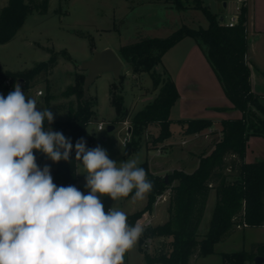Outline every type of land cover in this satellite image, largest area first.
<instances>
[{
    "label": "trees",
    "instance_id": "trees-1",
    "mask_svg": "<svg viewBox=\"0 0 264 264\" xmlns=\"http://www.w3.org/2000/svg\"><path fill=\"white\" fill-rule=\"evenodd\" d=\"M49 1L8 0L0 11V43H7L13 39L30 13L34 11L46 13ZM194 1V6L203 7L202 0ZM170 3L178 8L187 7L183 0H170ZM203 8L209 20L206 28L182 25L166 37H142L119 48L118 55L130 64L132 72L135 74L148 72L152 77V87L159 89L152 102L132 115L134 130H131V138L126 144L128 154L138 147L135 136L150 124L159 126V132L153 138L157 144L171 136L170 124L174 121L185 126V134L200 132L213 123L211 119L206 118L187 120L170 118L171 107L179 98V92L173 78L169 75L162 77L155 67L161 63L163 54L186 36L196 38L201 44L208 62L223 84L225 93L234 107L242 111L240 118L221 120V138L215 142L214 148L208 154L200 156L199 164L192 172L175 169L167 174L166 181L164 176L151 173L147 162L141 164L140 167L147 173V179L153 183V189L147 194L146 205L127 216L129 225H134L145 211L152 210L158 193L170 188L168 219L161 224L146 227L139 239V249L144 254V261L147 264H188L190 257L195 253L199 257L214 253L215 244L230 235L238 225L243 226L245 223L247 226H264V160L253 162L245 160L249 136L264 137V104L251 89L249 67L245 60L247 9L243 7L237 24L226 26L220 23L215 13L206 7ZM76 33L88 36L82 32ZM48 51L50 56L47 60L40 61L25 71L3 70L0 66V85L6 77H11L13 83L21 79L25 87H32L34 77L53 69L60 56L73 60L65 49ZM84 78V74L75 73V82L63 92L67 97H75L69 100L66 106L61 105L67 109V118L54 121L51 125L45 122L46 128L51 127L53 131L61 132L66 138H70L73 146L81 138L86 142L94 140L87 126L95 116L97 98L90 95L88 100H82ZM123 78L124 74H121L119 84L113 82L109 88L110 102L120 121H124L128 115L122 94ZM51 99L52 96H49L45 100L47 108ZM34 154L37 157V164L45 160L49 162L54 180L63 186H76L78 178L75 163L64 161L53 163L42 153ZM71 159L75 160L74 151ZM228 168L232 173L231 180H228L229 176L225 172ZM175 180L177 183L171 185ZM211 189L216 190V204L209 229L199 238L198 228ZM156 236H169L171 240L167 251L161 250L158 254L152 255L142 245L146 237ZM256 255L264 256V241L253 242L250 251L222 252L225 264H244L246 260H253Z\"/></svg>",
    "mask_w": 264,
    "mask_h": 264
},
{
    "label": "rangeland",
    "instance_id": "rangeland-1",
    "mask_svg": "<svg viewBox=\"0 0 264 264\" xmlns=\"http://www.w3.org/2000/svg\"><path fill=\"white\" fill-rule=\"evenodd\" d=\"M166 1L50 0L46 13L41 14L38 11L30 13L14 38L7 43H0V66L3 70L25 71L32 68L36 63L47 60L50 56L48 49L67 50L73 59L72 61L60 56L53 69L35 76L32 80L33 87L28 91H23L26 96L37 100L39 108H46L47 104L44 100L52 96L48 107L54 114V121L65 120L67 109L61 105L66 106L69 100L75 97H67L63 95V92L75 82V73L86 74V71L81 70L79 65L91 57L93 49L111 47L118 51L122 45L136 42L142 37H166L182 25L206 28L209 25V20L203 7L215 13L217 17L222 15L223 19L227 20L235 11L232 7L236 6L235 0H202L203 7L194 6V0H183L187 7L178 8L170 3V0L169 2ZM7 2L8 0H0V11ZM224 2L228 3L227 7L224 6ZM76 32H82L88 36H81ZM173 57L174 55L171 56L172 59ZM166 60L168 62L170 58ZM124 63L122 94L124 104L128 108V115L124 121L118 120L109 96L110 84L114 82L113 74L110 72L101 74L92 84V92L90 91V95L97 98V105L95 116L87 126L89 133L94 136V140L89 141V143L93 145V148L98 145L104 148L108 152L109 158L117 163L136 158L138 166L144 162H149L151 167L156 169L159 162H163L169 157V154L166 153L159 156L155 154L156 148H154L155 142L152 136H157L159 129L153 126L145 127L135 136L138 147L129 154L123 144V139L127 132L131 133V130H134V125L131 122L132 115L147 103L152 102L159 89L152 87V77L148 72H142L136 78L130 71V64ZM156 70L162 77L168 75L162 63L157 65ZM37 89L43 91V101L34 93ZM141 91L147 93V96ZM152 92H157L156 96L150 94ZM175 113L173 111L172 114ZM98 121H103L105 124L101 130L97 128ZM109 125H114V128L108 129ZM128 129L131 130L128 131ZM258 138L264 142V137ZM261 139H251L249 136L246 150L256 152ZM204 152L205 150L195 152L191 156L193 159L200 158ZM175 161L176 159L172 158L169 164L177 163ZM45 164L50 165L46 160L38 165L42 168ZM225 172L229 176L228 180H231L230 169H226ZM77 178L80 182L79 189H86L84 187L85 176L77 175ZM53 182L57 186H61L60 182L54 178ZM133 194L118 201H112L109 197H101L105 211L107 207L111 208L112 206L125 213L141 209L147 199L133 202ZM212 209L213 206L209 204L208 214L199 228V238L204 236L209 229ZM155 210L157 217L155 220L153 219V225L163 223L167 217V202L161 201L159 205L153 206L150 212L153 213ZM170 240L171 237L169 236H156L148 245L143 244L142 247L152 255H156L161 250L167 251L169 249ZM259 241H264V226H238L230 235L215 244L214 253L200 257L195 253L190 257L188 264H225L222 252L250 251L252 243ZM138 245L139 241L133 249L125 254V263L141 264L142 253L138 250ZM244 264H254V259L246 260Z\"/></svg>",
    "mask_w": 264,
    "mask_h": 264
},
{
    "label": "clouds",
    "instance_id": "clouds-1",
    "mask_svg": "<svg viewBox=\"0 0 264 264\" xmlns=\"http://www.w3.org/2000/svg\"><path fill=\"white\" fill-rule=\"evenodd\" d=\"M45 122H54L53 112L39 108L19 84L0 94V264H125L145 226L129 225L114 206L105 211L101 197L118 201L135 190L132 201L144 200L153 183L136 158L117 163L83 138L73 146ZM35 152L53 163H75L87 194L57 186L51 166L41 168Z\"/></svg>",
    "mask_w": 264,
    "mask_h": 264
},
{
    "label": "crops",
    "instance_id": "crops-1",
    "mask_svg": "<svg viewBox=\"0 0 264 264\" xmlns=\"http://www.w3.org/2000/svg\"><path fill=\"white\" fill-rule=\"evenodd\" d=\"M246 9L247 48L245 60L249 67V80L251 89L255 94L258 95L260 102L264 104V0H249ZM221 17L223 16L221 15L218 18L221 19ZM116 52L119 54V50ZM172 55H174L173 59L171 58ZM167 58H170V61L168 60V62H166ZM161 63L168 72V75L171 76L175 81L179 92V98L171 107L170 118L172 120L206 118L211 119L213 123L200 132L185 134V126L175 121L172 122L170 124V129L172 132L171 136L165 141L155 144L154 147L156 148L157 146H160L162 148L161 154H169V157L165 161L159 162L158 165L156 164V169L151 167L149 162L147 163L150 172L154 175L165 176L175 169L192 172L197 168L200 160L199 157L193 159L191 156L192 153L205 150L203 154H208L214 148L215 142L218 141L222 136L221 120L228 118H240L242 116V111L234 107L231 100L225 93L223 84L221 83L211 64L208 62L204 49L196 38L186 36L178 41L163 54ZM130 71L136 78L142 73L135 74L131 69ZM32 87H26L25 91H28ZM91 87L92 85L90 86V91L92 92ZM153 92L150 94H154L156 96L157 92ZM34 93L36 94V92ZM141 93L147 96V93L142 91ZM39 97L42 101L44 100L43 96ZM173 111L176 113L172 114ZM148 126H153L156 129H159V126L156 124H150ZM250 136L251 139H261L258 137H263L260 135ZM153 138L154 136H152V139ZM183 139L187 140L184 144L181 143ZM256 150V152H248L246 150L245 160L247 162L264 160V142H262V139ZM172 158L176 159L175 162L177 163L169 164ZM176 183L177 181L175 180L171 185ZM79 184L80 182L77 179L78 189ZM81 191L87 194V189L83 188ZM164 193L166 195V199L163 201L167 202V217L164 220L165 222L169 217L168 207L170 201V188H167ZM146 199L148 200V195H146ZM216 199V190L211 189L203 219L208 214L209 204L210 206H213L214 209ZM147 200L143 204V207L146 205ZM159 203L156 205L153 204V206H157ZM108 208L110 207H107V210ZM146 212L153 214L154 220L157 217L156 210L153 213L147 210L141 215L140 221L147 217L148 213ZM131 213L126 214L128 216ZM203 219L201 223L203 222ZM199 228L198 234H200ZM138 250L140 251L139 245ZM141 261V264H145L143 253Z\"/></svg>",
    "mask_w": 264,
    "mask_h": 264
},
{
    "label": "water",
    "instance_id": "water-1",
    "mask_svg": "<svg viewBox=\"0 0 264 264\" xmlns=\"http://www.w3.org/2000/svg\"><path fill=\"white\" fill-rule=\"evenodd\" d=\"M224 6H226V2H224ZM222 19L223 17H221V20ZM79 67L81 70L86 71L82 84V100H88L90 97V86L101 74L105 72H111L114 77V82L119 84L124 62L113 48L104 47L102 49H93L91 57L82 61ZM113 128L114 125L108 126V129L110 130ZM130 130L131 129H128V131ZM164 177L167 181V175ZM263 262L264 256L256 255L254 257V264H262Z\"/></svg>",
    "mask_w": 264,
    "mask_h": 264
},
{
    "label": "built area",
    "instance_id": "built-area-1",
    "mask_svg": "<svg viewBox=\"0 0 264 264\" xmlns=\"http://www.w3.org/2000/svg\"><path fill=\"white\" fill-rule=\"evenodd\" d=\"M248 2H249V0H235L236 6H234V7L231 6L232 8H234L235 11L231 13V15L228 17L227 20L219 19L220 23L223 24V25H226V26H234L235 24H237L238 21H239L242 9H243V7L247 6ZM227 4L228 3L226 2V7L228 6ZM16 81L13 83V79L11 77H6L4 79V81H3V83L0 85V94H2L4 96H7V94L9 92L14 90V86L16 84H19L20 87H21V90L25 91L26 87L24 85V82L21 79H17ZM35 92H36V94L38 96H43V91L41 89H37ZM125 122L127 123V121H125ZM104 127H105L104 122L103 121H98L97 128L99 130H101ZM130 138H131V134L129 132H127L126 133V137L123 139V144L125 146H126L127 142L130 140ZM186 141H187L186 139H183L181 141V143L184 144V143H186ZM86 147L87 148H93V145L91 143H89V142H86ZM161 153H162V148L160 146L156 147V154L159 155ZM165 199H166V195H165L164 192L158 193L156 195L154 204L156 205L160 201H163ZM146 213H148V215L142 221H140V219H141L140 217L136 220V222L139 221L140 223H142L145 226V228L148 227V226H152L153 225V219H154V215L153 214H151L149 212H146ZM238 226L240 227L242 225H238ZM243 226H246V224L244 223ZM152 238L153 237H146L145 241H144V245L145 246L148 245L151 242Z\"/></svg>",
    "mask_w": 264,
    "mask_h": 264
}]
</instances>
